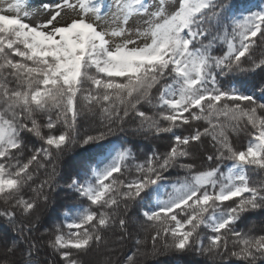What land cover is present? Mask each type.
Masks as SVG:
<instances>
[{"label": "snow or ice", "instance_id": "obj_1", "mask_svg": "<svg viewBox=\"0 0 264 264\" xmlns=\"http://www.w3.org/2000/svg\"><path fill=\"white\" fill-rule=\"evenodd\" d=\"M95 255L264 264V3L0 0V264Z\"/></svg>", "mask_w": 264, "mask_h": 264}, {"label": "trees", "instance_id": "obj_2", "mask_svg": "<svg viewBox=\"0 0 264 264\" xmlns=\"http://www.w3.org/2000/svg\"><path fill=\"white\" fill-rule=\"evenodd\" d=\"M254 3L257 4H262L264 3V0H253ZM247 83L251 84V83H255L256 85H259L261 82V76L257 75L254 79L253 78H248ZM85 127H87V124L85 125ZM115 139V138H113ZM238 143L240 144H244L246 143V138L241 139L240 141H238ZM147 149L144 147V145H140L139 151L143 152L146 151ZM81 149L77 148L75 149V151L72 153V155H75L76 153L80 152ZM80 201H75V200H69L65 197V194L63 192L59 193V195L56 197V205H55V211H49L48 215L51 217H56V216H60V220H63V216H62V205H78L80 204ZM86 206V205H84ZM73 215L75 214V210L72 213ZM47 219V217H46ZM102 255H95L94 258L97 261L98 264V259L99 257ZM91 259V258H90ZM192 257H188L186 259H183L179 262V264H189V262L192 260Z\"/></svg>", "mask_w": 264, "mask_h": 264}, {"label": "rangeland", "instance_id": "obj_3", "mask_svg": "<svg viewBox=\"0 0 264 264\" xmlns=\"http://www.w3.org/2000/svg\"><path fill=\"white\" fill-rule=\"evenodd\" d=\"M31 4L33 7H38L39 5V0H31ZM139 22V21H138ZM91 259H95L94 256L91 257ZM103 259V256H100L99 259H98V264L99 262Z\"/></svg>", "mask_w": 264, "mask_h": 264}]
</instances>
